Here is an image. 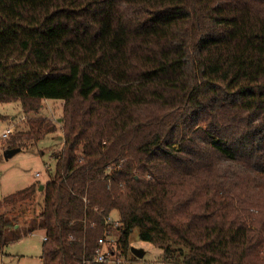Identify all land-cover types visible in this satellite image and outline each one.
I'll list each match as a JSON object with an SVG mask.
<instances>
[{"label":"trees","instance_id":"obj_1","mask_svg":"<svg viewBox=\"0 0 264 264\" xmlns=\"http://www.w3.org/2000/svg\"><path fill=\"white\" fill-rule=\"evenodd\" d=\"M41 99L61 146L0 199V250L40 228L42 264H107L137 228L164 263L264 264V0H0L10 148L57 130Z\"/></svg>","mask_w":264,"mask_h":264},{"label":"rangeland","instance_id":"obj_2","mask_svg":"<svg viewBox=\"0 0 264 264\" xmlns=\"http://www.w3.org/2000/svg\"><path fill=\"white\" fill-rule=\"evenodd\" d=\"M39 115L46 116L52 121L62 116L63 101L57 99H41L38 101ZM0 129L11 125L13 132L9 138H0V199L13 191L21 189L39 181L46 182L52 173L54 158L52 150L58 151L61 146V124L57 122V130L46 134L39 140H17L16 144L20 150L9 157H5V149L10 148L14 140L12 135L16 131L24 130L27 127L26 116L19 101L0 102ZM17 147V146H16ZM116 213L112 218L116 220ZM23 231V228H20ZM110 236L115 240L106 242L103 249H108L114 254L106 258L107 264H117L115 259L120 254L125 256L126 264H173L162 261V252L157 246L138 237L137 228H133L129 235L127 248H119L116 238L118 230L110 229ZM18 234V230L7 229L4 248L0 250V264H42L39 258L41 253L42 229L37 228L30 233ZM12 238L13 240H10ZM116 247V248H115ZM131 247L142 248L144 255L136 257L131 252ZM111 248V250H110ZM115 248V249H114ZM117 249V250H116ZM108 255V254H107Z\"/></svg>","mask_w":264,"mask_h":264},{"label":"built area","instance_id":"obj_3","mask_svg":"<svg viewBox=\"0 0 264 264\" xmlns=\"http://www.w3.org/2000/svg\"><path fill=\"white\" fill-rule=\"evenodd\" d=\"M13 132V128L11 127V125H7L6 127H3L0 129V138H4V139H7ZM106 222L108 224H112V226H117L119 223L117 220L113 219L112 216H108L106 218ZM43 239H45V237H43ZM114 237H111L109 232L108 234H106L104 237L100 238L98 240V243L102 245V247L98 248L97 249V253L96 255L94 256L95 260L97 261H105L106 258H107V252H109L108 249H103V245L107 242H110L112 241L113 242ZM116 248V247H115ZM114 248V249H115ZM117 250V249H116ZM106 253V254H105ZM111 253V252H110ZM114 254V253H113ZM114 260H115V263L117 264H126L125 263V256H123L122 254H120L118 256V258L115 259V256H114Z\"/></svg>","mask_w":264,"mask_h":264},{"label":"water","instance_id":"obj_4","mask_svg":"<svg viewBox=\"0 0 264 264\" xmlns=\"http://www.w3.org/2000/svg\"><path fill=\"white\" fill-rule=\"evenodd\" d=\"M18 150H20V147H12V148H7L5 149V157H9L11 156L13 153L17 152ZM42 188V184L39 186V189ZM131 252L137 256V257H142L144 255V250L142 248H136V247H131Z\"/></svg>","mask_w":264,"mask_h":264},{"label":"crops","instance_id":"obj_5","mask_svg":"<svg viewBox=\"0 0 264 264\" xmlns=\"http://www.w3.org/2000/svg\"><path fill=\"white\" fill-rule=\"evenodd\" d=\"M116 219H117V218H116ZM41 238H42V241H43V233H42V237H41ZM42 241H41V243H42ZM136 257H137V256H136ZM39 258H40V256H39ZM40 260H41V259H40Z\"/></svg>","mask_w":264,"mask_h":264}]
</instances>
